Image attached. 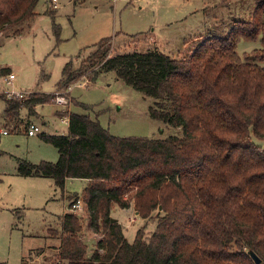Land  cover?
<instances>
[{
    "label": "trees",
    "instance_id": "1",
    "mask_svg": "<svg viewBox=\"0 0 264 264\" xmlns=\"http://www.w3.org/2000/svg\"><path fill=\"white\" fill-rule=\"evenodd\" d=\"M39 1L0 0V34H20ZM249 3L247 16L231 18L225 33L205 35L180 57L158 47L110 55L114 38L107 37L78 67L66 63L57 89L88 71L96 76L99 64L152 97L150 116L181 133L119 136L98 118L69 112L67 133L40 135L58 149L56 161L18 158L19 174L51 177L63 189L68 177L88 179L82 197L88 226L102 237L89 253L82 219L65 212L58 234L61 261L257 264L253 250L264 264V146L254 140L264 139V0ZM258 38L260 47L239 53L241 39ZM55 95L32 92L22 100L0 92L9 118L22 105L33 111ZM131 201L142 217L157 211L158 220L151 235L139 229L132 242L112 216L115 207L128 208Z\"/></svg>",
    "mask_w": 264,
    "mask_h": 264
},
{
    "label": "rangeland",
    "instance_id": "2",
    "mask_svg": "<svg viewBox=\"0 0 264 264\" xmlns=\"http://www.w3.org/2000/svg\"><path fill=\"white\" fill-rule=\"evenodd\" d=\"M250 6L249 0H58L54 7L52 0H40L37 14L20 34H0V69L16 75L11 83L0 78V92L23 91L30 96L32 92L60 91L69 99L67 105L51 99L37 104L33 111L22 105L9 118L5 115L6 101L0 97V263L66 264L57 255L61 217L71 211L74 195L83 197L87 179L69 177L63 189L51 177L21 175L17 166L18 158L34 163L58 159V149L40 135L67 133L68 121L62 118L68 120L69 112L98 118L119 136L165 138L181 133L179 127L150 116L152 97L127 84L115 70H103L99 64L94 65L96 76L88 71L72 82L70 91L57 89L66 63L72 61L78 67L95 44L107 37L114 38L110 55L158 47L180 57L205 35L225 33L228 21L247 16ZM260 46L259 38L241 39L238 51L243 54ZM30 122L41 128L33 136L27 134ZM2 128L9 133H2ZM254 140L264 146V139L254 136ZM131 204L134 206L133 201ZM73 211L83 221V239L90 253L102 232L88 226L89 212L84 203L82 209ZM117 213L131 242L139 229L149 236L157 227V211L148 217L138 213L133 223L128 220L130 212Z\"/></svg>",
    "mask_w": 264,
    "mask_h": 264
},
{
    "label": "built area",
    "instance_id": "3",
    "mask_svg": "<svg viewBox=\"0 0 264 264\" xmlns=\"http://www.w3.org/2000/svg\"><path fill=\"white\" fill-rule=\"evenodd\" d=\"M56 1L57 0H52L54 7H56ZM15 77H16V75H15L14 72H12V71L3 72L0 69V78H1L2 81L6 82V83H11L15 79ZM77 83L83 84L84 81H78ZM72 84H70L65 89L66 92L70 90V88L72 87ZM3 92H6L8 97H14V98H17V99H22V100H25V99H27L29 97V95H26L23 91L3 90ZM52 100H54V102L59 103L61 105H66V104L69 103L68 97L64 93H62L60 91L56 92V95H55V97ZM63 120L67 121V118H64ZM40 129L41 128H40V126L38 124H36L34 122H30V124L28 126V129H27V133H28V135H35L37 132L40 131ZM1 132L4 133V134H7V133H9V130L7 128H2ZM83 203L84 202H83L82 198H80L78 196L75 200L72 201L71 204H69V208L71 210L82 209ZM137 216H138V212L134 211L133 214L129 217V221L132 222V223L136 222L138 220Z\"/></svg>",
    "mask_w": 264,
    "mask_h": 264
},
{
    "label": "crops",
    "instance_id": "4",
    "mask_svg": "<svg viewBox=\"0 0 264 264\" xmlns=\"http://www.w3.org/2000/svg\"><path fill=\"white\" fill-rule=\"evenodd\" d=\"M58 1V0H57ZM153 41H155L154 39H152ZM156 42V41H155ZM80 85H85V86H87L88 85V83L86 82V81H84V83L83 84H80ZM72 86H73V84H72ZM72 89V87L70 88V90ZM69 90V91H70ZM67 105V104H66ZM37 106V105H36ZM64 118H67V117H63L62 118V120L64 119ZM64 121V120H63ZM68 121V125H69V119L67 120ZM67 121H64V122H67ZM28 134V133H27ZM63 134H65V133H63ZM30 136H33V135H30ZM69 178V177H68ZM67 178V179H68ZM66 179V180H67ZM87 182H88V179H87ZM70 195V194H69ZM117 210H122V211H128V212H130V216L133 214V212L135 211V212H138L137 210H135V208H134V206H133V204H131V206L130 207H128V208H121V207H115L114 209H113V211H112V216L114 217V218H116L122 225H123V223H122V221L120 220V217H119V215H118V213H117ZM132 213V214H131ZM139 216V215H138ZM129 220V219H128ZM129 223H132V222H130L129 221Z\"/></svg>",
    "mask_w": 264,
    "mask_h": 264
},
{
    "label": "water",
    "instance_id": "5",
    "mask_svg": "<svg viewBox=\"0 0 264 264\" xmlns=\"http://www.w3.org/2000/svg\"><path fill=\"white\" fill-rule=\"evenodd\" d=\"M160 208H161V206H160ZM113 219L116 220V218H114V217H113ZM250 254H251V256L253 257V259L255 260V262L257 264L261 263L262 260H261V258L258 256V254L256 252H254L253 250H250Z\"/></svg>",
    "mask_w": 264,
    "mask_h": 264
}]
</instances>
